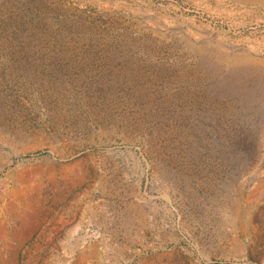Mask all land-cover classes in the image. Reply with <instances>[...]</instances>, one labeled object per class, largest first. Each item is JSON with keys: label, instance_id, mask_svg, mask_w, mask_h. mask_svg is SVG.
<instances>
[{"label": "rangeland", "instance_id": "374dc122", "mask_svg": "<svg viewBox=\"0 0 264 264\" xmlns=\"http://www.w3.org/2000/svg\"><path fill=\"white\" fill-rule=\"evenodd\" d=\"M263 82L264 0H0V264H264Z\"/></svg>", "mask_w": 264, "mask_h": 264}, {"label": "bare ground", "instance_id": "6f19581e", "mask_svg": "<svg viewBox=\"0 0 264 264\" xmlns=\"http://www.w3.org/2000/svg\"><path fill=\"white\" fill-rule=\"evenodd\" d=\"M263 83H264V82H263ZM21 187H23V186H21ZM21 190H22V189H21ZM28 192H30V190H29ZM25 193H26V192H25ZM25 193H24L23 191H20V190H17V191H16V194L13 193L14 195H16V197H14V199H13V201H12L13 203L8 202V204L10 203L9 206L12 207V208H14V206L17 207V206H16L17 203H20L21 201H23V200H22L23 198H27V197H26V194L28 195V193H26V194H25ZM31 194H32V193L30 192V196H31ZM6 197H7V196H6ZM33 198H34V197H33ZM31 199H32V198H31ZM25 200H26V199H25ZM29 200H30V198H29ZM33 201H34V200H33ZM33 201H32V202H33ZM35 201H36V200H35ZM35 201H34V202H35ZM0 202H1V201H0ZM27 202H28V201H27ZM22 204H23V202H22ZM27 204H28V203H26V205H27ZM31 204H32V203H31ZM31 204H30V205H31ZM20 205H21V204H20ZM35 205H36V204H35ZM35 205H34V206H35ZM22 206H23V205H22ZM20 207H21V206H20ZM2 208H3V207H2ZM17 208H18V207H17ZM17 208H16V209H17ZM34 208H35V207H34ZM35 209H36V208H35ZM22 210H23V209H22ZM29 210H30V209H29ZM29 210H28V211H29ZM0 211H1V210H0ZM2 211H3V212L0 213V215H3V216H4L6 213H5L4 210H2ZM6 211H7V208H6ZM9 211H11V210H9ZM19 211H20V209H19ZM15 212H17V214L15 215V214L13 213L14 215H12V216L10 215V216H11V217H10V220H11V218L16 219L18 216H19L20 218H21V216H22V217L24 216V215L20 214L18 211H15ZM37 212H38V211H37ZM30 213H31V212H30ZM11 214H12V213H11ZM24 214H25V213H24ZM37 214H38V213H37ZM7 215H8V214H6V217H7ZM40 215H41V214H40ZM33 216H34V215H33ZM44 218H45V217H44ZM31 219H32V218H31ZM38 219H39V218H38ZM28 220H29V219H28ZM2 221H5V219L2 220ZM2 221H1V222H2ZM7 221H9V220H7ZM38 221H39V220H38ZM41 221H42V220H41ZM3 223H5V222H2V224H3ZM10 223H11V222H10ZM12 223H13V222H12ZM27 223H30V222H27ZM16 224H17V223H16ZM16 224H15V225H16ZM31 224H32V223H31ZM38 224H39V223H38ZM38 224H37V225H38ZM26 225H27V224H26ZM3 226H4V225H3ZM13 226H14V225H13ZM24 226H25V225H24ZM5 227H6V226H5ZM16 228H17V227H16ZM23 229H25V228H23ZM29 230H30V229H29ZM5 231H6V230H5ZM13 232H15V231H13ZM8 234H9V233H8ZM11 234H12V233H11ZM5 236H6V235H5ZM19 236H21V235H19ZM11 237H12V236H11ZM7 238H8V237H7Z\"/></svg>", "mask_w": 264, "mask_h": 264}]
</instances>
